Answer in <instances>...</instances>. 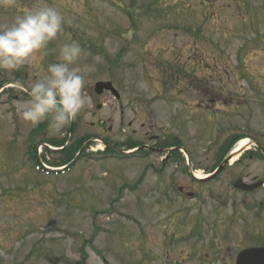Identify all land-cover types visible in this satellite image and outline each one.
Returning a JSON list of instances; mask_svg holds the SVG:
<instances>
[{
	"label": "rangeland",
	"instance_id": "rangeland-1",
	"mask_svg": "<svg viewBox=\"0 0 264 264\" xmlns=\"http://www.w3.org/2000/svg\"><path fill=\"white\" fill-rule=\"evenodd\" d=\"M34 2L17 0L14 9L0 8V24L10 23ZM47 2L62 11L64 33L49 45L39 65L18 70L22 79L25 73L28 76L21 83L29 84L47 64L56 62L58 46L69 37L79 42L87 53L78 66L85 74L88 104L79 114L75 137L94 134L96 138L79 143L71 170L36 172L29 166L24 146L33 126L20 115L27 94L14 86L0 89V264H229L236 256H229L234 246L250 242L228 240L223 249L208 255L197 242L193 257L182 262L178 260L182 248H161L160 239L163 234L175 235L174 244L184 246L178 239L185 238L186 232L199 236L243 233L248 222L250 230L264 232V206L258 205L264 199L256 196L255 209H218V180L191 181L195 199L173 196L169 204L165 195L175 184L158 186L152 171V163L159 168L166 151H156L159 139L148 138L162 132L166 137L180 133L192 154L193 171L208 174L218 165L212 158L218 126L234 119L231 123L246 131L244 116L251 112L252 95L257 90L264 94V0H241L242 11L235 18L197 13L198 0ZM16 72L2 71L0 85H15L11 81ZM106 80L112 82L120 101L106 92L94 93V84ZM170 90H238L244 95L233 97L229 108L222 109L237 111L226 121L214 111L204 118L206 111L196 109L197 95L187 103H175L170 96L175 92ZM214 105L210 108L221 107ZM263 119L258 112L252 126L255 131L264 133ZM47 126L41 129L46 132L45 142L61 136L63 131L53 133L48 121ZM128 138L137 142L139 151L125 157L123 148L128 147L123 142ZM31 141L35 144L39 139ZM105 145L110 151L103 154ZM41 147L35 149L32 156L36 153L37 159L32 160L46 162L48 167L66 162L56 150ZM161 167L170 176L179 168L172 160ZM174 178L188 183L179 173ZM257 214L263 216L255 218ZM232 219L236 227L227 224ZM252 234L247 238L252 240ZM258 243L262 242H253Z\"/></svg>",
	"mask_w": 264,
	"mask_h": 264
},
{
	"label": "flooded vegetation",
	"instance_id": "flooded-vegetation-1",
	"mask_svg": "<svg viewBox=\"0 0 264 264\" xmlns=\"http://www.w3.org/2000/svg\"><path fill=\"white\" fill-rule=\"evenodd\" d=\"M200 1L201 8L197 11V13H203L208 15H217L219 14H230L235 17H239L240 13L242 11V3L241 0H198ZM184 73V72H182ZM187 74V73H186ZM186 77L188 75H185ZM14 80H18L19 82H22V80H28L27 73H25L24 79H22L21 76H18L16 78L13 76ZM33 79V78H32ZM31 79V81H32ZM176 90H174L175 92ZM216 91V90H215ZM187 93H190L191 95H188ZM197 93V94H196ZM197 95L199 99L198 102L195 104L196 109L200 110L202 113H204V118H207L206 113L211 111L214 112H220L219 118L222 119H228L232 114L234 113V116H237L235 112L232 111L229 113H226L222 111L221 107L229 108V105L233 100V97H239L244 95V92L238 91V90H220L216 92H210L209 90L204 91H196L195 93H192V91H185V93H178L175 92L171 94L170 96L175 97L174 102L175 103H187L188 99L191 97H194ZM185 99H183V98ZM188 97V98H187ZM260 97V99H258ZM252 105H251V112H249L247 115L244 116L245 124L243 128L245 127L244 132L239 131V125L236 123H231L234 119H230V123L225 125V123H222V125L218 126V138H217V147L215 152L212 154V158H216L218 161L217 167L221 166L218 174L213 178H208V180L201 182L196 181L191 172L192 169V154L190 152V149L188 147L187 141L183 140L180 136V133H176V135H173L170 137V140L163 141V137H158V135L150 136L149 139L152 138H158L159 139V147H156V151H166L164 154L166 155L164 158H162L161 166H164L166 164V161L172 160L179 168L177 170H174L175 173H179L180 177H186V180H188L186 184L178 183L179 180L177 178H174L177 174H168L166 175L165 169H162L160 166L159 168L154 167V163H152V171L154 173L156 183H158V186H160L162 183H173L174 186L170 185V188L168 187V193L165 195L167 198V201L169 204L173 203L172 197L174 198L180 197V198H190L195 199L196 192L194 193L192 191L190 182H198V183H205V182H215L218 180V194L217 198L219 199V207L218 209H225L230 207L231 209H234L238 207H244L246 209H255L257 208L256 203V196L261 195L262 199H264V133L255 131L252 126H254V122L257 118V113L259 112L262 118H264V94L262 91H255L254 96L252 95ZM236 100V99H235ZM214 104H219L221 107H217L216 109L210 108L214 107ZM249 107V105H247ZM187 112V111H185ZM190 112H187L189 114ZM241 115V114H240ZM212 116V115H211ZM79 115L77 118L69 125L67 126L61 136L59 138H53L50 139L51 141H48V143L57 142L59 140H63L66 138L64 143H66V147L69 149L72 148L73 144H75L81 137H75L77 134V131L79 129ZM190 117V116H188ZM264 121V119L262 120ZM45 128V124L36 130L35 127H32L27 135L26 140H28L32 133L35 131V136L37 139H39L38 145H43L44 147H47V143L42 144L43 142L42 137L46 135V132L44 130H41ZM41 130V131H40ZM18 130H15V133H17ZM30 133V134H29ZM147 132L145 135L147 136ZM28 138V139H27ZM73 140V143L70 146L69 143L71 140ZM143 139V137H142ZM243 139H247V146L241 148L240 150L236 149L237 144L242 141ZM174 143V146H168L166 144L171 145ZM30 150V157L33 158L37 155L34 153V156H32V148H28ZM65 148H63L61 151H58L61 156H65ZM139 150V148H138ZM178 151V152H177ZM155 154V151H153ZM153 156L152 153H148ZM233 159V160H232ZM191 164V166H190ZM216 167V168H217ZM211 171L210 173H213L215 169ZM175 181V182H174ZM172 184V185H173ZM168 185V184H167ZM252 187V188H250ZM250 188V189H248ZM156 191V190H154ZM153 191V192H154ZM212 196V195H211ZM166 200V199H165ZM188 202V201H187ZM264 200H260L258 202V205L260 207H263ZM172 212H170L167 217L171 215ZM261 213L264 214V211H261ZM263 215L257 214L255 215V218L258 217L260 219ZM234 219L231 221H227V224L235 225L236 227L238 224L233 222ZM255 220V219H254ZM220 223V222H219ZM225 223V221H224ZM248 225L245 226L243 229V233H218V232H212V233H204L202 235H194L193 233L186 232L185 238H180L178 241L182 242L184 246H177L174 244L175 235H172L173 238H170L168 234H163L162 238L160 239V246L162 247H168V248H175L180 247L181 249V259H184L185 261L181 260L182 262H188L194 254V246L197 245V242H199L201 245V250L205 251V255H208V253L212 251H218L223 249V246L225 245V242L228 240H238V241H248L250 242L249 245L241 247L238 245L234 246L235 251L233 253H230V257L235 253L237 254L247 248H257V247H264V232H260L259 229H251L250 230V222L247 223ZM233 228V227H232ZM252 231V240L247 238V234ZM264 231V230H262ZM246 233V234H245ZM257 239L258 241H261L262 243L253 244L254 240ZM212 241V243H210ZM196 242V243H195ZM206 242V243H205ZM183 254H185L183 256ZM160 255V254H159ZM236 256L234 255V258L229 259V264H235L236 262ZM160 259V258H159ZM173 264V262H172Z\"/></svg>",
	"mask_w": 264,
	"mask_h": 264
},
{
	"label": "clouds",
	"instance_id": "clouds-1",
	"mask_svg": "<svg viewBox=\"0 0 264 264\" xmlns=\"http://www.w3.org/2000/svg\"><path fill=\"white\" fill-rule=\"evenodd\" d=\"M17 0H0V8L14 9ZM65 17L47 0H35L32 7L0 24V71L15 73L25 66L39 65L49 45L64 33ZM80 43L69 37L58 46L56 62L25 85L15 86L27 94L21 118L31 126L47 120L53 133H60L86 108L85 74L78 66L86 56Z\"/></svg>",
	"mask_w": 264,
	"mask_h": 264
},
{
	"label": "water",
	"instance_id": "water-1",
	"mask_svg": "<svg viewBox=\"0 0 264 264\" xmlns=\"http://www.w3.org/2000/svg\"><path fill=\"white\" fill-rule=\"evenodd\" d=\"M105 90L110 91L116 98L119 97L111 82H97L95 84L94 91L97 95H101ZM236 264H264V248H249L241 251L237 255Z\"/></svg>",
	"mask_w": 264,
	"mask_h": 264
},
{
	"label": "bare ground",
	"instance_id": "bare-ground-1",
	"mask_svg": "<svg viewBox=\"0 0 264 264\" xmlns=\"http://www.w3.org/2000/svg\"><path fill=\"white\" fill-rule=\"evenodd\" d=\"M247 139H243L242 141H240L238 144H237V146H236V149L237 150H240L241 148H243V147H245V146H247ZM51 148H53L54 149V147H51ZM100 149V148H99ZM233 160V159H232ZM194 175H195V177L196 178H198V179H202V178H204V177H206V174L205 173H202L201 171H194Z\"/></svg>",
	"mask_w": 264,
	"mask_h": 264
},
{
	"label": "trees",
	"instance_id": "trees-1",
	"mask_svg": "<svg viewBox=\"0 0 264 264\" xmlns=\"http://www.w3.org/2000/svg\"><path fill=\"white\" fill-rule=\"evenodd\" d=\"M79 145L80 144L77 145L76 149L79 147ZM130 145H133V144H130ZM76 149H75V151H76ZM71 158H72V154H70V152H68L66 157H65V160H66L65 163L69 162Z\"/></svg>",
	"mask_w": 264,
	"mask_h": 264
}]
</instances>
